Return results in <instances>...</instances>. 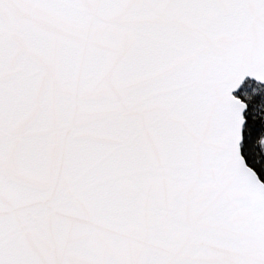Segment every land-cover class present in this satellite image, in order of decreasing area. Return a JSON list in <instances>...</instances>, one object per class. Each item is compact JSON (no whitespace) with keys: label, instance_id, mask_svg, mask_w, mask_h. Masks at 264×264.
<instances>
[{"label":"snow or ice","instance_id":"obj_1","mask_svg":"<svg viewBox=\"0 0 264 264\" xmlns=\"http://www.w3.org/2000/svg\"><path fill=\"white\" fill-rule=\"evenodd\" d=\"M0 264H264V0H0Z\"/></svg>","mask_w":264,"mask_h":264}]
</instances>
